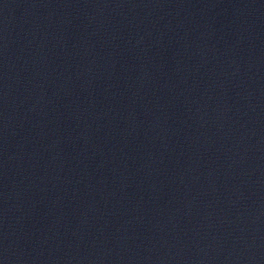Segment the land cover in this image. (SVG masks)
<instances>
[{"label":"water","instance_id":"95a60500","mask_svg":"<svg viewBox=\"0 0 264 264\" xmlns=\"http://www.w3.org/2000/svg\"><path fill=\"white\" fill-rule=\"evenodd\" d=\"M0 264H264V0H0Z\"/></svg>","mask_w":264,"mask_h":264}]
</instances>
